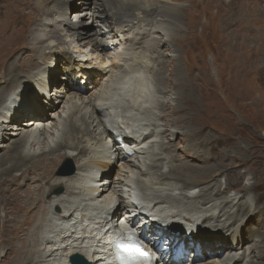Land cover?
Returning a JSON list of instances; mask_svg holds the SVG:
<instances>
[{"label":"bare ground","instance_id":"obj_1","mask_svg":"<svg viewBox=\"0 0 264 264\" xmlns=\"http://www.w3.org/2000/svg\"><path fill=\"white\" fill-rule=\"evenodd\" d=\"M3 1L4 17L19 10L12 9V3L23 14L30 15V11H34L36 15L31 18L33 24L28 27V33L21 27L4 41V44L15 41L16 46L27 42L30 48L20 51H32L34 59L31 63L25 55L24 58L17 56L4 69L5 81L0 86V148H6L0 155V184L3 182L4 187L7 182L12 185L20 180L19 184L26 186L20 191L5 186L2 191L0 264H69L68 257L75 254L89 264H109L105 252L108 240L126 237L127 231L121 226L126 219L135 221V231L154 252L155 263L255 264L250 255L233 251L222 233L238 226V232L232 230L228 235L236 241L237 247L238 236L252 235L253 243L249 248L255 249L262 230L256 227L251 231L249 222L259 220L252 213L254 209L259 210L257 198L254 197L253 203L246 198L242 202L235 196L219 198L226 193L217 180L223 175L212 171L217 166L218 170L221 168L222 165L216 164L220 157L215 159L217 166L195 167L188 160L185 162L176 153L171 139L176 138L179 130L167 127L165 112L169 101L174 99L178 111L187 110L195 95L193 84L189 83L192 73L183 77L180 74L179 54L172 55L173 72L162 75L169 54L165 53L163 45L181 32L177 25L183 15L177 3L174 0H75L79 5L76 13L74 0H0ZM43 6L47 9L42 10ZM70 14H73L71 19ZM87 24L103 25L106 33L96 28L86 34L82 30L87 29ZM68 39L76 41L77 46L72 47L73 42ZM85 45L90 47L93 61L100 65L98 68L95 63L86 66L72 57V53L83 55ZM116 45H124V52L110 53L115 51ZM245 52L243 46L237 45L225 50L222 58L225 82L240 85L239 79L245 77L247 71ZM261 63L264 65V53ZM57 66L62 80L53 82L54 93L51 94L48 81ZM171 75L178 90L163 101L164 90L160 85ZM259 79L264 89V67ZM219 88L222 89L221 84ZM48 95L54 96L55 101ZM42 97L45 105L39 102ZM63 98L65 102L58 112L55 107ZM259 101L264 121V94ZM189 114L187 112L188 117ZM16 115L30 119L16 121ZM12 118L14 123L8 125ZM6 128L11 131L4 133ZM182 133L179 132L184 139L183 150L201 155L200 164L208 163L211 157L208 151L212 148L208 149L207 144L197 146L196 142L192 143L196 152L188 149L193 132ZM260 140L264 147V136ZM6 142L8 147L3 146ZM259 155L264 162V151ZM64 158L72 159L77 165L76 172L55 178V170ZM116 166L115 177L110 178ZM183 166H189L192 177L182 176L179 171ZM198 176L211 182L200 189L204 183ZM226 177V188L228 183L237 186L238 179L230 180L229 175L228 181ZM39 180L47 183V187L43 189L39 183L35 184ZM192 182L197 183L192 185ZM256 185H246L240 193H250ZM60 187L61 194L55 193ZM117 210L121 212L118 214ZM237 211L251 217L245 219ZM136 213L140 219L135 218ZM258 214L260 216L259 211ZM200 229L203 230L201 235ZM203 235L211 239H199ZM245 241L241 240L242 245ZM221 251L223 254L219 255ZM188 252L192 260H184ZM211 256L213 260H204Z\"/></svg>","mask_w":264,"mask_h":264},{"label":"rangeland","instance_id":"obj_2","mask_svg":"<svg viewBox=\"0 0 264 264\" xmlns=\"http://www.w3.org/2000/svg\"><path fill=\"white\" fill-rule=\"evenodd\" d=\"M10 1L11 2H18L21 0H8V2H10ZM76 1L74 0V5H75L74 12L79 10L78 9L79 5L77 3L75 4ZM87 1L92 2L94 0H87ZM174 2L177 3V6L182 9L183 12L181 11V14L183 15L184 18L182 17V20H180V24L176 23V25L178 24L177 26L181 29V32L178 35V37L177 38L174 37L173 39L168 40V43H164V45H163V49H164L165 53L166 54L169 53V54H167L166 61H164V63L166 62L165 63V71L162 73V75L164 76L165 74L169 73V71L173 70V66H174L175 61L172 58V55L176 56L177 54H179L180 55L179 56L180 72H181L180 74L183 77V76L188 75L189 72L192 73L193 79L191 81H189V83H190V85H191V83L193 84L195 95H194V97H192V100H194V101H192L191 107H189L187 110L181 109V111L180 110L178 111L177 107L174 103L175 101L173 99L174 98L173 96L171 97L173 99L172 100L173 102L171 101L172 102L171 103L169 101L171 108H170L169 104L166 105L167 111L165 112V115H166V123H167L168 129H172V127H173V128H176L177 130H179V131H177L178 134H177L176 138L171 137V139L174 140V144L176 145V153L185 162H187V160H188L190 162V164H192L195 167L217 166L216 164H219V166L222 165V166H220L221 168L219 167L220 168L219 170H218V166H217L216 169L214 171H212V173L219 172V173H222V175H223V177L221 175H219L217 177V180L220 181V183L223 185L222 186L220 184V186H221L220 189L221 190L225 189L226 193L219 195V196H218V194L215 193V195H217L219 198H222L223 196H226V195L227 196H235L238 199L241 198V200L246 198L249 200L250 203L254 202V197L257 198L255 200L258 201V207H259L258 209L259 210L254 209L252 211V213L256 214V216L259 217V220H256L255 222H253V221L249 222L251 224V227H250L251 231H253L254 228H256V227H260L262 230V231H260V234L258 237L259 243L258 242L256 243V248L255 249L249 248V246L252 245V243H253L252 242V240H253L252 235L238 236V238H239V244L238 245L239 246L237 247V245L235 244L236 241L231 239V237L228 234L231 233L232 230H236L238 232L239 231L238 226L232 227L231 231L222 233V236L224 239L227 238L225 240V242L231 248L233 247L232 248L233 251L240 250V252L246 253V255H250L253 258L252 260H253V262H255V264H264V162H263V160L261 161V158L259 155V154H261L262 150L264 151V147H262L261 140H260V137L264 136V121L262 120V116L260 114V112H262V107H261V104L259 101L260 97L264 94V92H263L264 89H262L263 87H262L260 79H259L261 77L262 67H264V65H262L263 63H261V57L263 56V53H264V40H263L264 39V33H263L264 32V25H263L264 24V17H263L264 16V0H247V1L246 0H243V1L237 0V2H236V0H192V1L191 0H174ZM228 2H231V3H228ZM222 3H224V4H222ZM3 4H4V1H3V3L0 2V11H1L0 12V74H1L0 75V81H1L0 86L5 81L6 71L4 69L7 68V65H9L12 61H15L17 56L18 57L23 56V58H24V55H25L26 59L32 61L31 63H33L34 58H33V52L32 51H30V53L28 51H22V52L20 51L23 48L24 49L30 48V46H28L27 42L16 46L15 41L12 44H11V42L8 44H4V41L10 37L13 30H14V32L18 31L19 29H21V27H24L26 29V32L28 33V31H29L28 27L33 24V19H31V18L34 15H36L34 11H30L31 12L30 15L23 14V12H21L22 10H20V8L17 5L12 3L13 5L11 4V8L12 9L18 8L19 10L18 11H11L10 14H12V15H10L9 17H6V16L4 17V16H2L3 15L2 14V11H3L2 5ZM91 5L92 4H90V6ZM235 7H237V9ZM238 7L240 8V11H237V10H239ZM41 8H42V10L47 9L46 6H43ZM248 10L250 11V13ZM243 11H245V12H243ZM193 12H194V14H193ZM241 14H243V15H241ZM251 14L254 17L251 16ZM17 16H20V17H17ZM72 17H73V14L68 15V18L71 19ZM225 17H226V19H225ZM244 17H246L247 19ZM28 20H30L31 22ZM75 20H77V19L74 18V21ZM255 20L256 21L258 20V21L256 22ZM20 22H21V24H20ZM37 22H38V20H37ZM232 22H234V23H232ZM254 22H256V23H254ZM26 25H28V26L25 27ZM251 25H253V26H251ZM85 26L87 27V29L85 31L82 30V32H84L86 34L95 30L96 28L100 29L104 33H106L105 31L107 30L106 27L103 25H98V27H97V25L91 26V25L87 24ZM83 35H85V34H83ZM162 38H163V36H162ZM223 38H225V39H223ZM68 40L71 42L73 39L72 40L68 39ZM260 40H261V42H260ZM72 42H73L72 47H76L78 43L76 41H72ZM222 43H224V44H222ZM8 45H9V47H8ZM227 45H229V46H227ZM231 45L243 46V50L246 51L245 57H244V59H245L244 63L247 64V67L245 68V70H247V71H245V77H242L239 79V80H241L240 85H243V86L239 85L241 88L239 86H237L234 82H228L227 83V82H225V80H223V79H225L224 78L225 77V71H224V68L222 65L223 64L222 58L224 57L223 53L225 52V50L230 48ZM42 47H45V45L43 44ZM197 47H199V49ZM123 48H124V45L123 46L116 45L114 47L115 51L110 52V53L114 54V52L116 53V50H117V52L119 51L118 53H122L121 51H123ZM172 49H173V51H172ZM199 50H201V51H199ZM47 53H48V51H46V54ZM72 54H73L72 57L74 59L81 60L82 62H84L86 64V66H92L90 64H94V63H95V65H97L96 68H98L100 66V65H98L99 64L98 62L93 61L94 55L90 51V47H87L86 45L84 48H82V54L83 55L79 56L76 53H72ZM108 56H110V55L108 54ZM29 57H31V58H29ZM92 57H93V59H91ZM181 57H183V58H181ZM19 61H20V59H19ZM107 61H110V60L106 59L105 62H107ZM120 64L121 65L123 64L122 61H120ZM3 66H5V67H3ZM31 70H32V68H31ZM218 70H219V72H218ZM19 72H20V70H19ZM21 72H24V71H21ZM24 73H26V72H24ZM61 78H62V74L60 73V67L57 66V70H55V73H53L50 77V81H48V82H50V86H48V87H50V90H51V91L49 90V93H51V94L54 93L52 90L53 85H54L53 82L56 80H60ZM173 78H174L173 75L167 76L164 83H162L160 85V87H162V90H164V92H163L164 98L162 99L163 101L168 100L169 95L172 93H176L178 90L177 85L173 84L174 83ZM184 78H186V77H184ZM219 83L222 85L223 90L222 89L219 90L220 89ZM79 84H82V83L79 82ZM4 86L6 87V85H4ZM175 89H177V90L175 91ZM209 89H210V93H208ZM165 90H167V91H165ZM169 90H170V92H169ZM171 90H173L174 92H172ZM152 91H153V89H152ZM8 94H9V92L6 93V95H8ZM50 96H51V98H50ZM50 96H49L50 100L54 102L55 101L54 96H52V95H50ZM43 98L44 97H42L41 98L42 100H39V102L42 105H45V103H43V102H45L44 101L45 98L44 99ZM165 98H167V99H165ZM64 102H65V98H63L62 101L59 102V104L55 107V110L60 112L61 111L60 109H61ZM187 112L190 113L189 114L190 117L187 116ZM29 119H30V117H28V119H25V117L21 118V116L20 117L19 116L17 117V115L15 116L16 121L17 120H20V121L29 120ZM202 120H204V121H202ZM13 123H14V120L12 118L11 124H8V125H12ZM209 124H211V125H209ZM9 131H11V130L6 128L4 130V133H7ZM179 132L180 133L185 132V133H187V135L190 132H193V135L191 137H189L190 144L187 147L188 149L189 148L192 149L193 148L192 143H196V142H197V146H199L201 144L202 145L207 144L208 149L212 148V150L208 151V154L211 155V157L208 159V163H206L204 165L200 164L201 163V155H199L198 153H190V152L183 150V140L184 139L182 137H180ZM168 134H169V132H168ZM183 135H185V134H183ZM4 137H8V136H4ZM183 137H185V136H183ZM10 138L14 139L16 137L11 136ZM222 138H224V139L222 140ZM225 138H227V139H225ZM227 143H229V144H227ZM8 144L9 143L6 142V143H4L3 146L7 145L6 147H8L9 146ZM184 144L186 146V143H184ZM192 150L195 152L197 151L195 148ZM5 151H6L5 147L0 148V155H2ZM255 151H257V152H255ZM230 153H231V155H230ZM212 155H215V156L212 158ZM257 156H258V158H257ZM219 157H220V159L218 160L219 161L218 162L215 159H217ZM76 166L77 165L72 161V159H69V158L62 159L60 164L57 166V169L55 170V178H62V177H68V176L74 175V173L76 172ZM183 167L184 168H182L181 171H179L182 174V176H184V177L186 176L187 178L192 177L193 175H191V173H190V169L188 168L189 166L188 167L183 166ZM1 169L2 168H0V170ZM116 171H117V166L112 169V171L110 173V178L115 177ZM14 174H17V173L14 172ZM229 175H231V177L229 178L230 180H231V178L232 179H238L237 180V186L236 185L235 186L230 185L228 183L229 186H228V188H226V186H225L226 183L224 182L225 181L224 177L227 176L226 178L228 179ZM232 175H234V176H232ZM198 177L204 183V184L199 186L200 189L205 187L207 185V183L209 184L211 182L210 179H203L202 176H198ZM195 178H197V177H195ZM177 179L180 180L182 183L187 184V182H184L182 179H180V178H177ZM229 179H228V181H230ZM19 182H20V180H18L17 182H14V184H12V185H10L7 182L8 184L6 183L5 186L7 188H9L10 190H16V189H17V191L24 190L26 186H24L23 183L19 184ZM192 183H193L192 185H195L197 182H192ZM253 183L257 184L256 189H254L252 192L244 194V195L242 193H240V192H244L246 185L253 184ZM2 184H3V182L0 184V218L3 216V213L1 211L2 210L1 205L3 204V202H2V198H3L2 191L4 188H6L5 186L4 187L1 186ZM32 184L33 183H31V185ZM35 184H38L40 186V188L42 187L43 189L47 187V183H44L42 180H39ZM189 184H191V183H189ZM58 190H60V192H59L60 194L63 191L62 188L60 187V188H56L54 190V192L56 193V191H58ZM242 202H244V200ZM206 207H209V205H207ZM258 211L260 212V216L258 214ZM116 212L119 214L121 211L117 210ZM237 212H241V211H237ZM240 216H242L245 219L251 217V215L245 214V212L244 213L241 212ZM239 218L240 217H238L237 219L239 220ZM243 218H241V220H244ZM199 233L201 235L203 233V230L200 229ZM194 234H196V232H194ZM210 237L211 236H209L207 238L205 235H203L201 237L199 236V239L208 241L206 239H211ZM238 238L236 239L237 241H238ZM242 239L246 240L243 245L241 243ZM221 252L219 255L223 254V252L222 253ZM189 253H191V252L187 253L184 260H188V259L192 258V256L188 257ZM257 255L263 256V258H258ZM210 259L213 260L212 256L210 258H205L204 260H210Z\"/></svg>","mask_w":264,"mask_h":264},{"label":"snow or ice","instance_id":"obj_3","mask_svg":"<svg viewBox=\"0 0 264 264\" xmlns=\"http://www.w3.org/2000/svg\"><path fill=\"white\" fill-rule=\"evenodd\" d=\"M118 248H120L123 252L129 253V261L130 264H140V261L145 260L148 258V255L145 251L142 250V248L135 244H119L117 245Z\"/></svg>","mask_w":264,"mask_h":264},{"label":"water","instance_id":"obj_4","mask_svg":"<svg viewBox=\"0 0 264 264\" xmlns=\"http://www.w3.org/2000/svg\"><path fill=\"white\" fill-rule=\"evenodd\" d=\"M60 190L56 191V193H59ZM69 263L70 264H87V262L85 261L84 258H82L81 256L79 255H72L70 258H69Z\"/></svg>","mask_w":264,"mask_h":264}]
</instances>
